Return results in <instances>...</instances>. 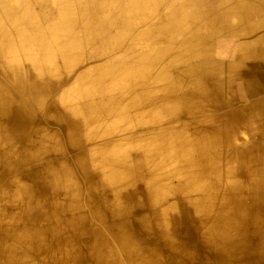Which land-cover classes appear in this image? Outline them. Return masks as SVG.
Masks as SVG:
<instances>
[{"label":"bare ground","instance_id":"bare-ground-1","mask_svg":"<svg viewBox=\"0 0 264 264\" xmlns=\"http://www.w3.org/2000/svg\"><path fill=\"white\" fill-rule=\"evenodd\" d=\"M259 3L0 0V264H264Z\"/></svg>","mask_w":264,"mask_h":264},{"label":"crops","instance_id":"crops-1","mask_svg":"<svg viewBox=\"0 0 264 264\" xmlns=\"http://www.w3.org/2000/svg\"><path fill=\"white\" fill-rule=\"evenodd\" d=\"M258 6H259L260 8H262V9L264 8V4L259 3ZM217 10H219V9L217 8ZM218 13H220V11H219ZM218 13H217L216 15H215V14H213V15L217 16ZM215 20H217V18H215L214 21H215Z\"/></svg>","mask_w":264,"mask_h":264}]
</instances>
